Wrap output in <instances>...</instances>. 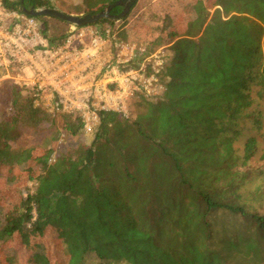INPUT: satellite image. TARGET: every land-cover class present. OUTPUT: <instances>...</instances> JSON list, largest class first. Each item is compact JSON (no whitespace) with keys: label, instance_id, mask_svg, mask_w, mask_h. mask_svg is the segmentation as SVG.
Here are the masks:
<instances>
[{"label":"trees","instance_id":"trees-1","mask_svg":"<svg viewBox=\"0 0 264 264\" xmlns=\"http://www.w3.org/2000/svg\"><path fill=\"white\" fill-rule=\"evenodd\" d=\"M115 1L83 0L84 14ZM4 2L19 10L21 0ZM121 23L126 42L170 46L163 97L133 120L100 113L90 145L50 162L53 147H13L16 131L56 129L60 116L78 138L82 119L50 114L12 90L0 126V168L8 169L0 174V264H264V169H240L258 138L246 139L242 155L235 148L248 123L264 144V0H137ZM63 25L42 18L51 45L65 42ZM160 162L172 172L166 179L153 171ZM29 181L37 188L25 197Z\"/></svg>","mask_w":264,"mask_h":264},{"label":"built area","instance_id":"built-area-1","mask_svg":"<svg viewBox=\"0 0 264 264\" xmlns=\"http://www.w3.org/2000/svg\"><path fill=\"white\" fill-rule=\"evenodd\" d=\"M165 48L126 42L110 25L72 27L65 42L53 46L38 18L0 0V89L10 83L35 107L80 116L88 134L99 126L100 113L128 119L131 98L163 97L170 62Z\"/></svg>","mask_w":264,"mask_h":264},{"label":"rangeland","instance_id":"rangeland-1","mask_svg":"<svg viewBox=\"0 0 264 264\" xmlns=\"http://www.w3.org/2000/svg\"><path fill=\"white\" fill-rule=\"evenodd\" d=\"M50 2L56 9L62 12L68 13V14L82 15L84 14V11L86 9L83 0H50ZM42 18H46V17L38 18L40 24H41ZM48 19H52V18H48ZM119 22L120 23H116L114 26H112L116 31H118L119 27L123 25L121 23L122 21H119ZM99 25L103 27L105 26V23L96 24V26H99ZM72 27L74 26H69L67 24H64L63 27L61 28L62 30L66 32V34H68V32L72 30ZM136 44L140 45L139 43H136ZM146 44L147 43H144L143 45L149 48V46ZM165 47H166L165 49H167L168 51L169 59H170L172 57V55L170 56V54H172V51L169 48L170 46L165 45ZM171 60L172 59H170V64H171ZM15 88L16 87L8 83V84H5L0 89V126L6 122V120L11 114V102H12L11 93H12V90ZM147 102H151V100L131 98L130 100L127 101V105L130 111V117H132L131 120L137 117V115L141 112L140 110L143 109V106H146ZM97 129L98 127L96 128V130ZM96 130H94L92 133H89V134L81 131L80 137L78 138L69 136L63 129V119L60 116H58L56 129L54 128L53 130L43 131V132H37L36 129L31 128V127L19 129L18 131H16L18 133L16 140L10 141L9 143L15 148H29V147H37V146L53 147V149H51L52 152L50 155L51 156L50 162H52L57 155L66 153L69 149L73 148L78 143L82 142L85 145H90L95 137L94 133L96 132ZM55 134L57 137L55 136ZM250 136H257L258 141H259L258 149H257L256 155L248 162V164L246 166L240 167L241 171L248 170V169L251 171H258L260 169H264V160L261 157L264 152V144L262 142L260 135L253 129L252 124L250 123H248L247 129L243 132L242 135L238 137L237 141L235 142V148L237 149L236 155H242L243 145L246 139L249 138ZM3 141L4 140L1 141L0 139V144L3 143ZM45 152L47 154H50L48 150H46ZM152 167L156 168L153 171H157L158 175L160 176L163 175L165 179L168 175H170V173H172L169 170H167L166 167L163 166L162 162H160L159 164L157 163L156 165H153ZM195 169L196 171L193 176V179L195 178L197 179L196 181H199L200 180L199 177L201 176L200 175L201 173L198 168H195ZM0 174H3V175L8 174V169L5 167H1ZM252 175L255 176V174H252ZM194 184L197 187V190L195 189L194 191L199 194L202 193L203 185H204L203 182H195ZM252 187H253V184H250L248 186L249 189H251ZM36 188H37V182L29 181L23 184L20 187V190L23 191L22 192L23 196L27 197L28 195L33 194ZM201 215L202 214L200 212L197 215L196 214L194 215L195 222L203 221L200 217Z\"/></svg>","mask_w":264,"mask_h":264},{"label":"water","instance_id":"water-1","mask_svg":"<svg viewBox=\"0 0 264 264\" xmlns=\"http://www.w3.org/2000/svg\"><path fill=\"white\" fill-rule=\"evenodd\" d=\"M137 0H117L109 4L104 10L97 14L86 13L82 15H74L62 12L55 7H35L27 8L24 0L20 3L19 11L29 17H46L58 20L64 24L74 27H87L100 23L105 19H112L115 22L125 19L133 8ZM115 7H122L123 11L118 15H113L111 12Z\"/></svg>","mask_w":264,"mask_h":264},{"label":"flooded vegetation","instance_id":"flooded-vegetation-1","mask_svg":"<svg viewBox=\"0 0 264 264\" xmlns=\"http://www.w3.org/2000/svg\"><path fill=\"white\" fill-rule=\"evenodd\" d=\"M22 1V0H21Z\"/></svg>","mask_w":264,"mask_h":264}]
</instances>
